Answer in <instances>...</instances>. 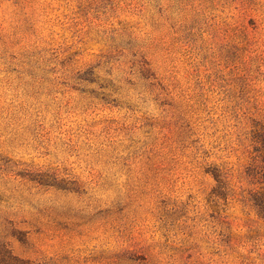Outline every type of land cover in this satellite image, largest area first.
<instances>
[{"label": "rangeland", "instance_id": "1", "mask_svg": "<svg viewBox=\"0 0 264 264\" xmlns=\"http://www.w3.org/2000/svg\"><path fill=\"white\" fill-rule=\"evenodd\" d=\"M262 127L264 0H0L14 254L264 264Z\"/></svg>", "mask_w": 264, "mask_h": 264}, {"label": "trees", "instance_id": "2", "mask_svg": "<svg viewBox=\"0 0 264 264\" xmlns=\"http://www.w3.org/2000/svg\"><path fill=\"white\" fill-rule=\"evenodd\" d=\"M254 139L261 143L264 148V127L256 130L253 134ZM261 146H255V151H260ZM250 170V168H249ZM213 173L217 180H221L220 173L217 170H213ZM251 201L258 211L264 216V188L262 190H257L252 193ZM0 264H45L41 262H35L28 258L21 257L14 254L13 251L8 248L5 244L0 243Z\"/></svg>", "mask_w": 264, "mask_h": 264}]
</instances>
